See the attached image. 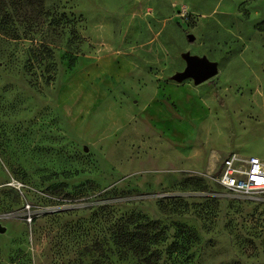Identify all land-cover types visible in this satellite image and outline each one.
I'll return each mask as SVG.
<instances>
[{
  "label": "rangeland",
  "instance_id": "obj_1",
  "mask_svg": "<svg viewBox=\"0 0 264 264\" xmlns=\"http://www.w3.org/2000/svg\"><path fill=\"white\" fill-rule=\"evenodd\" d=\"M43 4L28 20L0 12V264H131L115 226L147 220L160 249L178 223L196 231L174 264H264V193L224 191L225 155L213 171L186 167L209 133L227 155L264 153V0ZM59 5L71 22L55 34ZM186 51L216 75L172 79Z\"/></svg>",
  "mask_w": 264,
  "mask_h": 264
},
{
  "label": "trees",
  "instance_id": "obj_2",
  "mask_svg": "<svg viewBox=\"0 0 264 264\" xmlns=\"http://www.w3.org/2000/svg\"><path fill=\"white\" fill-rule=\"evenodd\" d=\"M44 0H0V12L1 17L4 20H10L12 14L10 11L18 12V16H22V19L28 20L31 14L30 10H35L36 5H44ZM51 15L49 28L55 34H59L64 31L68 22H71V18L63 6H52L48 11ZM2 22V21H1ZM13 38H19L17 34H13ZM55 41H51L44 46L45 51L48 53V58L52 59L54 56ZM41 50L33 52V57L36 61L41 60ZM65 54H69L66 51ZM134 213L129 218L134 217ZM130 221L127 224L119 222L116 224L114 233L112 236L113 244L116 248V255L120 259L130 261L131 264H174L175 260L179 256V249L182 246L184 240L198 241L199 238L196 235V231L178 223L179 230L173 236L174 241L163 249H160V243L164 238L160 239L158 236L162 235L156 221L147 220L146 223L135 224L132 226ZM198 243V242H195ZM96 263V261H95ZM99 264V261H97ZM94 264V263H93Z\"/></svg>",
  "mask_w": 264,
  "mask_h": 264
},
{
  "label": "built area",
  "instance_id": "obj_3",
  "mask_svg": "<svg viewBox=\"0 0 264 264\" xmlns=\"http://www.w3.org/2000/svg\"><path fill=\"white\" fill-rule=\"evenodd\" d=\"M222 162L217 182L228 194L250 198L264 193V160L233 152Z\"/></svg>",
  "mask_w": 264,
  "mask_h": 264
},
{
  "label": "crops",
  "instance_id": "obj_4",
  "mask_svg": "<svg viewBox=\"0 0 264 264\" xmlns=\"http://www.w3.org/2000/svg\"><path fill=\"white\" fill-rule=\"evenodd\" d=\"M211 113V112H210ZM208 114V116H212L211 114ZM219 119V117H217ZM206 119H202V121H200L199 125H202L203 122ZM216 126L218 127V131L222 132L223 136L227 134V132H225V129H227L228 126V122L227 121H223V120H217V122H215ZM201 127V126H200ZM227 131V130H226ZM211 133H209L207 136V138L204 140L203 143H200L201 145H204V143H207L205 145H207L208 150H206V148L201 147V145H197V143H193L191 150L189 152V155L187 156V162H186V167L187 169H191V170H195V171H202V170H209V171H213L214 169H216L218 163H219V159L225 155L223 158H225L227 156L225 151H221L220 149H215L214 147L217 146L215 140H212V135H210ZM214 141V142H213ZM219 147V146H218ZM248 154L250 155H254L260 158L264 157V153H258L255 151L249 152ZM222 158V160H223ZM221 160V161H222Z\"/></svg>",
  "mask_w": 264,
  "mask_h": 264
},
{
  "label": "water",
  "instance_id": "obj_5",
  "mask_svg": "<svg viewBox=\"0 0 264 264\" xmlns=\"http://www.w3.org/2000/svg\"><path fill=\"white\" fill-rule=\"evenodd\" d=\"M188 40H192V36H188ZM182 58L186 61V66L182 71L175 72L171 77L177 82H182L186 78H191L194 84H200L201 82L213 77L217 72V62L210 61L204 56H197L185 52L182 54Z\"/></svg>",
  "mask_w": 264,
  "mask_h": 264
}]
</instances>
